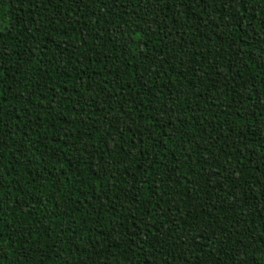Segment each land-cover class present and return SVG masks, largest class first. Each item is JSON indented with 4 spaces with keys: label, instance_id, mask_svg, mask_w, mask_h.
Segmentation results:
<instances>
[{
    "label": "trees",
    "instance_id": "trees-1",
    "mask_svg": "<svg viewBox=\"0 0 264 264\" xmlns=\"http://www.w3.org/2000/svg\"><path fill=\"white\" fill-rule=\"evenodd\" d=\"M0 264H264V0H0Z\"/></svg>",
    "mask_w": 264,
    "mask_h": 264
},
{
    "label": "rangeland",
    "instance_id": "rangeland-1",
    "mask_svg": "<svg viewBox=\"0 0 264 264\" xmlns=\"http://www.w3.org/2000/svg\"><path fill=\"white\" fill-rule=\"evenodd\" d=\"M183 23H188V21H186V20H181V24H183Z\"/></svg>",
    "mask_w": 264,
    "mask_h": 264
}]
</instances>
